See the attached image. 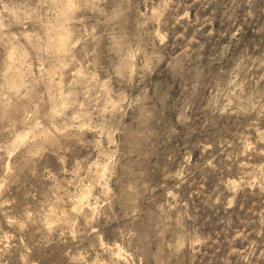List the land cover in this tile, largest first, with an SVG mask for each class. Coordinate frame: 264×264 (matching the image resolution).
Wrapping results in <instances>:
<instances>
[{
  "label": "rangeland",
  "instance_id": "rangeland-1",
  "mask_svg": "<svg viewBox=\"0 0 264 264\" xmlns=\"http://www.w3.org/2000/svg\"><path fill=\"white\" fill-rule=\"evenodd\" d=\"M0 264H264V0H0Z\"/></svg>",
  "mask_w": 264,
  "mask_h": 264
},
{
  "label": "bare ground",
  "instance_id": "bare-ground-1",
  "mask_svg": "<svg viewBox=\"0 0 264 264\" xmlns=\"http://www.w3.org/2000/svg\"><path fill=\"white\" fill-rule=\"evenodd\" d=\"M19 137L21 138L22 136H18V138H19Z\"/></svg>",
  "mask_w": 264,
  "mask_h": 264
}]
</instances>
